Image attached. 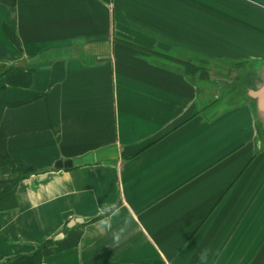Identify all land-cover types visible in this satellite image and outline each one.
<instances>
[{
  "label": "crops",
  "instance_id": "crops-1",
  "mask_svg": "<svg viewBox=\"0 0 264 264\" xmlns=\"http://www.w3.org/2000/svg\"><path fill=\"white\" fill-rule=\"evenodd\" d=\"M262 59L264 0H0V64L31 75L0 77V152L33 169L0 210V263L264 264Z\"/></svg>",
  "mask_w": 264,
  "mask_h": 264
},
{
  "label": "trees",
  "instance_id": "trees-1",
  "mask_svg": "<svg viewBox=\"0 0 264 264\" xmlns=\"http://www.w3.org/2000/svg\"><path fill=\"white\" fill-rule=\"evenodd\" d=\"M10 35V34H9ZM13 39V36L10 35ZM4 76L6 84H15L20 86H27L30 84L31 75L20 68L13 66L6 67L0 64V77ZM5 85H0V93ZM5 108V104L0 97V118ZM258 131H263L264 128L256 122ZM7 167L10 169L11 177L8 179L6 186L0 192V210L11 208L15 205V190L18 182L33 172V169L26 168L16 161H14L8 154L0 152V168ZM41 249H36L33 253L18 254L0 264H40Z\"/></svg>",
  "mask_w": 264,
  "mask_h": 264
},
{
  "label": "water",
  "instance_id": "water-1",
  "mask_svg": "<svg viewBox=\"0 0 264 264\" xmlns=\"http://www.w3.org/2000/svg\"><path fill=\"white\" fill-rule=\"evenodd\" d=\"M23 64V61H21ZM253 82L247 89V95L252 102L256 122L264 128V59L255 61L251 65ZM91 155L82 158L68 159L55 163V168H72L83 163L90 162Z\"/></svg>",
  "mask_w": 264,
  "mask_h": 264
},
{
  "label": "clouds",
  "instance_id": "clouds-1",
  "mask_svg": "<svg viewBox=\"0 0 264 264\" xmlns=\"http://www.w3.org/2000/svg\"><path fill=\"white\" fill-rule=\"evenodd\" d=\"M3 178H7V173L3 174ZM119 214V209H116L112 215H118ZM101 225L107 229L111 230V221L109 219H104L101 220ZM127 225V221L125 222ZM125 232H126V227H121L119 230L112 231V240L113 243L116 245H119L122 241V239L125 237ZM216 255V253L211 249V248H203L200 253H199V264H210V257Z\"/></svg>",
  "mask_w": 264,
  "mask_h": 264
},
{
  "label": "rangeland",
  "instance_id": "rangeland-1",
  "mask_svg": "<svg viewBox=\"0 0 264 264\" xmlns=\"http://www.w3.org/2000/svg\"><path fill=\"white\" fill-rule=\"evenodd\" d=\"M1 32H2V29H1ZM252 61V60H251ZM258 61V60H257ZM206 63H207V61H206ZM252 63H254L253 61L250 63V65H252ZM250 65H249V67H250ZM192 65H190V68H192L191 67ZM205 66H209V64H205ZM194 67H196V66H194ZM242 69H243V67H241V69H239V68H237V70H238V73H240V72H242ZM190 70V72H191V70L192 69H189ZM205 70H206V67H205ZM212 93V90H208V91H206V95L208 96L209 94H211ZM206 98H208V97H206ZM220 104H221V102H220Z\"/></svg>",
  "mask_w": 264,
  "mask_h": 264
}]
</instances>
